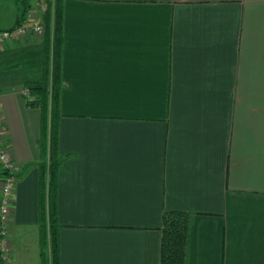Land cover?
Returning a JSON list of instances; mask_svg holds the SVG:
<instances>
[{"label": "crops", "instance_id": "1", "mask_svg": "<svg viewBox=\"0 0 264 264\" xmlns=\"http://www.w3.org/2000/svg\"><path fill=\"white\" fill-rule=\"evenodd\" d=\"M14 2L0 30L23 18ZM30 3L44 33L0 42V143L23 165L16 264H44L50 202L43 111L25 90L52 61L53 19L48 31L47 8ZM63 3L59 264H161L174 210L190 213L188 264H264V0ZM2 181L0 165V196Z\"/></svg>", "mask_w": 264, "mask_h": 264}, {"label": "trees", "instance_id": "2", "mask_svg": "<svg viewBox=\"0 0 264 264\" xmlns=\"http://www.w3.org/2000/svg\"><path fill=\"white\" fill-rule=\"evenodd\" d=\"M23 5L22 24L32 10L30 0H21ZM64 0H56L52 10L47 7L46 23L50 31L53 19L52 61L45 56L43 76L38 81L29 82L27 89L34 97L28 101L30 106H39L43 111V132L41 149V208L46 209L49 194V220L43 214L42 239L44 264H59L58 224L55 220V191L57 172L64 157L58 152V123L60 117V99L64 88L62 77V46ZM53 13V14H52ZM53 17V18H52ZM52 62V68H51ZM2 176L5 170L1 167ZM45 220V221H44ZM161 244V264H188L190 213L186 211H167L163 217Z\"/></svg>", "mask_w": 264, "mask_h": 264}, {"label": "built area", "instance_id": "3", "mask_svg": "<svg viewBox=\"0 0 264 264\" xmlns=\"http://www.w3.org/2000/svg\"><path fill=\"white\" fill-rule=\"evenodd\" d=\"M29 19L22 24L8 29L0 30V42L7 39L25 37L33 33L42 34L45 27L32 20L31 11L28 14ZM29 94V90H25ZM5 129L4 112L0 105V135ZM0 165L5 170V175L1 184L0 196V256L4 264H16L13 260L12 242L10 239V203L13 198L16 184L20 179L23 165L19 163L13 155L10 146L0 143Z\"/></svg>", "mask_w": 264, "mask_h": 264}, {"label": "rangeland", "instance_id": "4", "mask_svg": "<svg viewBox=\"0 0 264 264\" xmlns=\"http://www.w3.org/2000/svg\"><path fill=\"white\" fill-rule=\"evenodd\" d=\"M14 1L15 0H0V24H6L16 19L15 14H16L17 6ZM40 1H42V4H41L42 6L47 8L48 5H50L52 10L56 2V0H40ZM19 3L23 10V5H22L21 0H19Z\"/></svg>", "mask_w": 264, "mask_h": 264}]
</instances>
